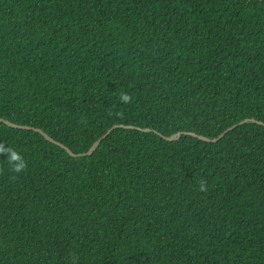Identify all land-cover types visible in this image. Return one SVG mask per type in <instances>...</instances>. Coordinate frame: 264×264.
Returning <instances> with one entry per match:
<instances>
[{"label":"trees","instance_id":"obj_1","mask_svg":"<svg viewBox=\"0 0 264 264\" xmlns=\"http://www.w3.org/2000/svg\"><path fill=\"white\" fill-rule=\"evenodd\" d=\"M0 117L134 126L0 122V264H264V125L159 134L264 122V0H0Z\"/></svg>","mask_w":264,"mask_h":264},{"label":"water","instance_id":"obj_2","mask_svg":"<svg viewBox=\"0 0 264 264\" xmlns=\"http://www.w3.org/2000/svg\"><path fill=\"white\" fill-rule=\"evenodd\" d=\"M0 122H4L7 125L12 126L14 128H22V129H32V130H35V131L43 134L44 137L47 140H49V141H51V142H53V143L61 146L62 148L66 149L68 151V153L71 154L72 156L92 155L98 149V147L100 146L102 140H104L105 138H107L111 134V132L114 129L118 128V127L134 128V126H132V125L116 124V125L112 126L111 128H109L100 138H98L94 142V144L89 148L88 151L83 152V153H75L70 147H68L67 145H65L61 141L56 140L55 138H53L52 136H50L47 132H45L43 129H41L39 127H33V126H30V125L17 124V123H14V122H12V121H10L8 119L3 118V117H0ZM248 122H255V123H259L261 125H264V122L263 121L257 120L255 118H246V119L240 121L239 123L234 124V125L228 127L219 136L213 137V138L208 137V136H205V135H202V134H198L196 132H183V131H179V132L174 133V134H172L170 136H166V135H163L162 133H159L157 130H154V129H151V128H144L143 130L144 131H154V132H157L163 138H165L166 140H170V141L178 140V139L181 138L182 135L187 134V135H192L194 137H197V138H199L201 140H204V141H208V142H218L228 132H230L231 130L235 129L237 126L243 125V124L248 123Z\"/></svg>","mask_w":264,"mask_h":264},{"label":"clouds","instance_id":"obj_3","mask_svg":"<svg viewBox=\"0 0 264 264\" xmlns=\"http://www.w3.org/2000/svg\"><path fill=\"white\" fill-rule=\"evenodd\" d=\"M118 99L121 103L130 104L132 103L133 98L129 93L121 92L118 96ZM0 155L5 157L6 163L8 165V170L11 173L15 174L11 176L10 179L15 180L19 174L27 170V160L24 158L22 153L16 150L14 147L0 142ZM2 171L3 169L0 168V172ZM198 190L205 193L209 190L207 181L205 179H200Z\"/></svg>","mask_w":264,"mask_h":264}]
</instances>
